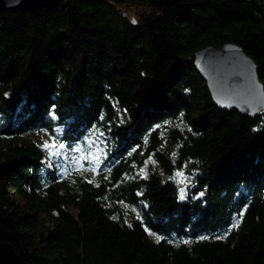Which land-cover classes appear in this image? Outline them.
<instances>
[{"label": "trees", "instance_id": "trees-1", "mask_svg": "<svg viewBox=\"0 0 264 264\" xmlns=\"http://www.w3.org/2000/svg\"><path fill=\"white\" fill-rule=\"evenodd\" d=\"M225 42L264 84V0L1 10L0 240L28 264H264V112L218 107L190 60ZM145 148L189 193L129 176Z\"/></svg>", "mask_w": 264, "mask_h": 264}, {"label": "water", "instance_id": "water-1", "mask_svg": "<svg viewBox=\"0 0 264 264\" xmlns=\"http://www.w3.org/2000/svg\"><path fill=\"white\" fill-rule=\"evenodd\" d=\"M64 0H0V11L16 7L57 9ZM126 15V13H124ZM190 60L202 75L214 103L225 110L248 116L264 112V84L252 56L236 42L204 45ZM0 264H28L8 242L0 240Z\"/></svg>", "mask_w": 264, "mask_h": 264}, {"label": "rangeland", "instance_id": "rangeland-1", "mask_svg": "<svg viewBox=\"0 0 264 264\" xmlns=\"http://www.w3.org/2000/svg\"><path fill=\"white\" fill-rule=\"evenodd\" d=\"M121 11H125L128 13L129 18H137L139 17V14L141 13V8H136L129 5L120 6ZM26 137L31 138L35 141L42 140L44 142V145L46 143H49L51 146V142L49 137L43 133L39 132L37 130L30 131L26 134ZM49 146V147H50ZM97 154V153H95ZM173 154V153H172ZM63 159L67 160L69 163H78L80 161V158L78 155H73L71 153L64 152L62 153ZM175 164V161H173L170 165V172L169 168L162 167V165L157 160V155L154 151L148 150L147 148L143 149L140 152V157L138 162H133L131 165V172L130 175L132 178H148L150 175H159L164 178H169L171 180H174L177 187L179 188V192L181 194V190H183V196H185L187 193H189L192 183V178L190 173L187 171L188 169L184 166L182 167H176L173 168ZM46 165L49 166V164L46 162ZM179 170V173L178 171ZM15 198H17L19 201H22V198L15 194ZM67 209L74 213L75 208L71 205H67Z\"/></svg>", "mask_w": 264, "mask_h": 264}, {"label": "snow or ice", "instance_id": "snow-or-ice-1", "mask_svg": "<svg viewBox=\"0 0 264 264\" xmlns=\"http://www.w3.org/2000/svg\"><path fill=\"white\" fill-rule=\"evenodd\" d=\"M52 115L54 116L55 113H53ZM44 146L45 147H49L50 144L49 143H46ZM51 146H57V142L56 141H52L51 142ZM58 146L59 147H63L64 146L63 141H60ZM177 171L179 173V170H177ZM181 197H183V190H181ZM238 224H239V220L237 219L236 222L234 224L229 225V227H236ZM149 231H151V230H149ZM226 234L227 233H225V235ZM158 239H160V237H158ZM197 239H204V237H197ZM185 242L187 243L188 241H185Z\"/></svg>", "mask_w": 264, "mask_h": 264}]
</instances>
